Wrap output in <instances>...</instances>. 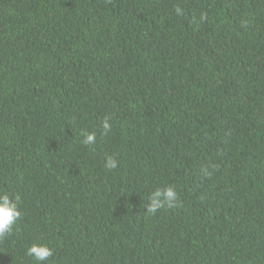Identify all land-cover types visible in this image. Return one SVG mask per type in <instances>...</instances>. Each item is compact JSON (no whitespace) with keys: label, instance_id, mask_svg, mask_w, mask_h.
I'll return each mask as SVG.
<instances>
[{"label":"trees","instance_id":"1","mask_svg":"<svg viewBox=\"0 0 264 264\" xmlns=\"http://www.w3.org/2000/svg\"><path fill=\"white\" fill-rule=\"evenodd\" d=\"M0 193V264H264V0H0Z\"/></svg>","mask_w":264,"mask_h":264},{"label":"clouds","instance_id":"2","mask_svg":"<svg viewBox=\"0 0 264 264\" xmlns=\"http://www.w3.org/2000/svg\"><path fill=\"white\" fill-rule=\"evenodd\" d=\"M102 128L107 134L111 131V123L106 118L103 121ZM96 133H87L82 141L85 145L94 144ZM118 166L117 161L109 156L105 167L115 169ZM178 200V193L173 187H167L164 190L157 189L150 196V203L147 206V212L155 214L166 205L172 206ZM20 196L9 193H0V238L12 233L15 225L20 219L22 212L20 210ZM27 254L33 256L36 264H45L53 255V250L48 245L32 244L27 249Z\"/></svg>","mask_w":264,"mask_h":264}]
</instances>
